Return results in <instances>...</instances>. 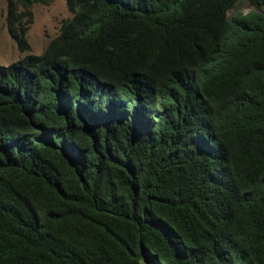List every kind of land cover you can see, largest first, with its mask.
Instances as JSON below:
<instances>
[{
    "label": "trees",
    "instance_id": "1",
    "mask_svg": "<svg viewBox=\"0 0 264 264\" xmlns=\"http://www.w3.org/2000/svg\"><path fill=\"white\" fill-rule=\"evenodd\" d=\"M51 1L7 0L21 52ZM66 2L0 65V264H264V14Z\"/></svg>",
    "mask_w": 264,
    "mask_h": 264
},
{
    "label": "rangeland",
    "instance_id": "2",
    "mask_svg": "<svg viewBox=\"0 0 264 264\" xmlns=\"http://www.w3.org/2000/svg\"><path fill=\"white\" fill-rule=\"evenodd\" d=\"M33 22L27 33L30 51L21 52L11 38L7 28V0H0V65L8 66L27 55H42L50 43L59 36L63 24L73 17L66 0H52L49 4H35L32 7ZM264 14V7L252 6L248 0H238L228 12L231 20L237 15Z\"/></svg>",
    "mask_w": 264,
    "mask_h": 264
}]
</instances>
